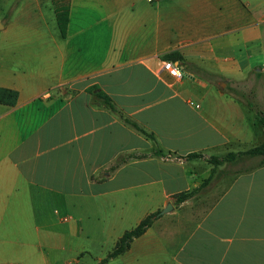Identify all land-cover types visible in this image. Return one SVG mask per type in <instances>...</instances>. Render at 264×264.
Segmentation results:
<instances>
[{
  "label": "crops",
  "instance_id": "obj_1",
  "mask_svg": "<svg viewBox=\"0 0 264 264\" xmlns=\"http://www.w3.org/2000/svg\"><path fill=\"white\" fill-rule=\"evenodd\" d=\"M4 1L0 264L81 255L94 233L111 250L154 211L102 264H264V164L208 160L262 140L232 89L258 81L264 105V0H68L64 35L53 0Z\"/></svg>",
  "mask_w": 264,
  "mask_h": 264
},
{
  "label": "trees",
  "instance_id": "obj_2",
  "mask_svg": "<svg viewBox=\"0 0 264 264\" xmlns=\"http://www.w3.org/2000/svg\"><path fill=\"white\" fill-rule=\"evenodd\" d=\"M54 4V11L56 15L57 24L59 26V29L61 31V34L64 35L68 23V17H69V5L68 0H53ZM166 58L171 59H181L178 52L172 51L165 54ZM236 96L244 97V93L242 91H238L237 89H232ZM252 91V90H251ZM253 92V91H252ZM17 98V92L12 89L8 88H0V102L3 103H9L13 104ZM108 105L113 108L114 105L108 101ZM247 105L255 110V113L258 116L259 122L262 126V133L263 137L262 140L254 144L244 150L239 151H228L224 156L219 157L216 155H212L208 157V160L213 163V166L221 162L222 160H233L236 157L239 156H258V161L256 162V165L264 164V108L260 106L259 103H257L255 100H246ZM124 120L132 124L133 126H136L139 128V125L129 119L128 117H124ZM149 134V133H148ZM151 135V134H150ZM200 153L198 152H192L189 153L188 156L192 155H198ZM214 168V167H213ZM194 189L189 190H183L175 195V202H180L184 200L186 197H188ZM159 211L150 212L149 214L145 215L135 226L126 229L115 241L113 247L111 250L107 252V254L100 260V263L106 262L109 258L114 257L125 250H127L130 246V242L134 237L139 236L142 234L148 226L151 225L153 222L155 216L158 214Z\"/></svg>",
  "mask_w": 264,
  "mask_h": 264
},
{
  "label": "rangeland",
  "instance_id": "obj_3",
  "mask_svg": "<svg viewBox=\"0 0 264 264\" xmlns=\"http://www.w3.org/2000/svg\"><path fill=\"white\" fill-rule=\"evenodd\" d=\"M20 1V0H18ZM7 6V4L5 3L4 0H1V4H0V15L2 14H9L7 13L8 10L5 9V7ZM45 9V7H43ZM49 12V11H48ZM254 84V81L252 79L248 80L245 84L244 87H240L239 90L244 92V100L246 101L247 99L249 100H262L261 99V94H260V88L258 86V81H255V85H257L255 92L253 93L250 88V86ZM255 94V97H254ZM257 94V95H256ZM261 107L264 108L263 104H260ZM254 110V109H253ZM255 112V110L253 111ZM251 115H255L254 113H252ZM258 156H252L251 158H246L245 160L242 161V163L240 164L242 167L249 165V164H254L258 161ZM225 160V159H224ZM229 161V160H226ZM101 236V233H94L93 234V241L92 244L89 246V248L85 249V248H81L82 245H74L75 250H80L82 252L81 255L74 253H68L66 255L60 256L58 258V254H61L62 251L60 248H51V253H50V261L52 260L53 264H65V260H73L74 264H102L100 263V261H96L95 256L98 254H105L107 250H109L110 247H107L106 245H99V242L97 240H99ZM89 250V251H88ZM109 264V263H108Z\"/></svg>",
  "mask_w": 264,
  "mask_h": 264
},
{
  "label": "built area",
  "instance_id": "obj_4",
  "mask_svg": "<svg viewBox=\"0 0 264 264\" xmlns=\"http://www.w3.org/2000/svg\"><path fill=\"white\" fill-rule=\"evenodd\" d=\"M161 68L166 70L170 75L181 78L186 75L184 65L178 60L162 59Z\"/></svg>",
  "mask_w": 264,
  "mask_h": 264
},
{
  "label": "water",
  "instance_id": "obj_5",
  "mask_svg": "<svg viewBox=\"0 0 264 264\" xmlns=\"http://www.w3.org/2000/svg\"><path fill=\"white\" fill-rule=\"evenodd\" d=\"M172 208V204L171 202H168L165 207H163V209L160 211V212H165V211H168Z\"/></svg>",
  "mask_w": 264,
  "mask_h": 264
}]
</instances>
